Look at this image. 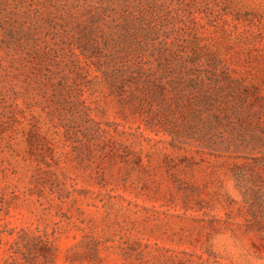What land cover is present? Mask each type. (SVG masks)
<instances>
[{
  "label": "rangeland",
  "instance_id": "obj_1",
  "mask_svg": "<svg viewBox=\"0 0 264 264\" xmlns=\"http://www.w3.org/2000/svg\"><path fill=\"white\" fill-rule=\"evenodd\" d=\"M0 264H264V0H0Z\"/></svg>",
  "mask_w": 264,
  "mask_h": 264
}]
</instances>
